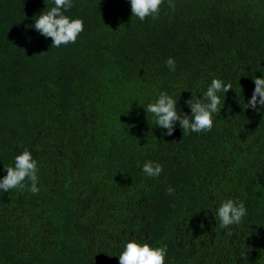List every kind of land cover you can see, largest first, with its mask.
<instances>
[{"label":"trees","instance_id":"16d2710c","mask_svg":"<svg viewBox=\"0 0 264 264\" xmlns=\"http://www.w3.org/2000/svg\"><path fill=\"white\" fill-rule=\"evenodd\" d=\"M72 3L84 30L57 48L33 27L52 0H0V179L27 149L39 188L0 190V264H119L134 236L165 264H264V111L247 108L264 0H165L144 21L129 0ZM212 79L232 89L210 132L167 136L144 111L167 92L190 115ZM227 199L247 214L222 229Z\"/></svg>","mask_w":264,"mask_h":264},{"label":"clouds","instance_id":"9594fccd","mask_svg":"<svg viewBox=\"0 0 264 264\" xmlns=\"http://www.w3.org/2000/svg\"><path fill=\"white\" fill-rule=\"evenodd\" d=\"M54 6L50 10L43 11L34 20L33 27L40 35L51 38L53 47L75 43L80 33L84 30V22L79 18H70L65 12L73 7L72 0H52ZM132 17L144 21L148 17L157 18L160 8L165 0H129ZM169 8L175 10L174 0H167ZM166 65L171 71L176 70L175 61L169 58ZM255 88L247 108L254 111H264V76L253 78ZM232 89L231 83H225L221 79H212L202 98L193 96L186 101L191 109V114H180L177 101L167 92H160L154 102L147 104L144 111L151 113L155 119L156 127L167 130L164 135L171 136L177 122L183 133L210 132L213 127V114L220 113L224 107L221 104L219 93L226 94ZM230 111V109H229ZM6 175L0 179V190L8 192L11 189L27 190L33 195L39 193L37 161L27 149L17 155L14 165L5 168ZM142 172L150 178H156L163 172L161 164L147 161L144 163ZM174 189L169 187L168 193ZM247 210L243 201L227 199L217 209L216 215L220 228H228L239 225L246 216ZM142 238L134 236L127 240L122 251L118 255L119 264H165L167 245L152 247L147 242H141ZM247 259V255L243 257Z\"/></svg>","mask_w":264,"mask_h":264}]
</instances>
